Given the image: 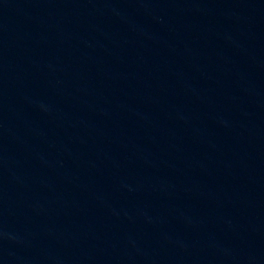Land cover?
Returning <instances> with one entry per match:
<instances>
[{
  "label": "water",
  "instance_id": "1",
  "mask_svg": "<svg viewBox=\"0 0 264 264\" xmlns=\"http://www.w3.org/2000/svg\"><path fill=\"white\" fill-rule=\"evenodd\" d=\"M0 264H264V0H0Z\"/></svg>",
  "mask_w": 264,
  "mask_h": 264
}]
</instances>
